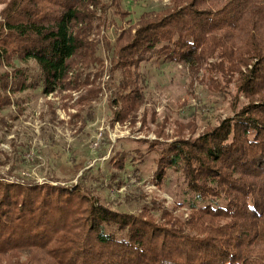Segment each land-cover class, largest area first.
Returning <instances> with one entry per match:
<instances>
[{"label": "trees", "instance_id": "trees-1", "mask_svg": "<svg viewBox=\"0 0 264 264\" xmlns=\"http://www.w3.org/2000/svg\"><path fill=\"white\" fill-rule=\"evenodd\" d=\"M125 1L0 0V113L41 87L85 128L107 96L113 122L155 133L137 139L158 155L151 180L162 189L175 174L184 199L159 218L121 211L146 194L121 177L127 153L97 185L91 170L71 185L16 180L0 160V264H264V0H155L168 5L111 38ZM154 60L186 67L192 95L223 97L230 114L158 120L141 72Z\"/></svg>", "mask_w": 264, "mask_h": 264}, {"label": "rangeland", "instance_id": "rangeland-1", "mask_svg": "<svg viewBox=\"0 0 264 264\" xmlns=\"http://www.w3.org/2000/svg\"><path fill=\"white\" fill-rule=\"evenodd\" d=\"M167 5V1H125L123 8L130 15L122 20L111 14L115 25L110 27L108 36L113 38L120 25L134 24L144 12L160 11ZM99 54L107 56L102 46ZM17 65L21 66V63L17 62ZM28 69L32 79L39 74L35 63L29 64ZM141 72L152 100L151 110L156 111L158 120L168 117L173 124L175 120L187 123L196 118L202 126L214 125L231 112L223 97H212L203 92L202 88L197 87L193 96L187 68L184 66L154 60L145 63ZM16 97V105L7 107L0 113V160L6 162L2 169L3 175L14 168L16 180H39L45 183L56 179V184L71 185L77 182L85 170H91L92 178L89 183L97 185L98 181H103L105 176L108 177L114 171L110 160L115 153H127L126 171L121 173V177L132 182L131 184L139 178L136 186L144 185L146 194L140 200L136 193L135 201L121 200V211L140 213L143 207H150L151 213L159 218L162 208L172 210L177 201H183L175 174L171 173L162 189L151 180L157 170L158 155L148 151V145L137 139L152 140L156 137L155 133L151 131L147 134L142 129L141 122L135 127L113 122L107 106V96L96 105L95 118L85 128L67 123L71 110L59 108L60 98H45L41 87ZM55 109L57 118L54 117ZM4 120L7 124H4ZM155 128V124H152L151 129ZM170 130L171 126L167 127V132ZM136 170L137 177H134ZM131 192L132 190L126 191V194H132ZM122 193L124 189L114 190L110 194L119 196ZM181 212H186V209L178 208L176 213Z\"/></svg>", "mask_w": 264, "mask_h": 264}, {"label": "built area", "instance_id": "built-area-1", "mask_svg": "<svg viewBox=\"0 0 264 264\" xmlns=\"http://www.w3.org/2000/svg\"><path fill=\"white\" fill-rule=\"evenodd\" d=\"M130 1H133V0H130ZM108 78V77H107Z\"/></svg>", "mask_w": 264, "mask_h": 264}]
</instances>
